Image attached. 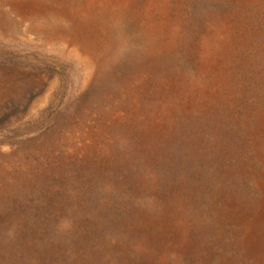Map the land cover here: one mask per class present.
<instances>
[{"label":"rangeland","instance_id":"1","mask_svg":"<svg viewBox=\"0 0 264 264\" xmlns=\"http://www.w3.org/2000/svg\"><path fill=\"white\" fill-rule=\"evenodd\" d=\"M0 264H264V0H0Z\"/></svg>","mask_w":264,"mask_h":264}]
</instances>
